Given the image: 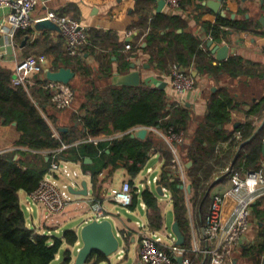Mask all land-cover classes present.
<instances>
[{
	"label": "crops",
	"instance_id": "crops-1",
	"mask_svg": "<svg viewBox=\"0 0 264 264\" xmlns=\"http://www.w3.org/2000/svg\"><path fill=\"white\" fill-rule=\"evenodd\" d=\"M159 1L45 0V2L37 5L32 12L35 23L29 28L30 34L28 36L21 38L19 41L16 38L12 42L3 39L6 46H11V51L8 53L5 45L0 46L1 53L3 51L5 53L0 55V67L14 72L18 61L27 55H32L29 54L33 50L32 43L38 41L41 42V45L45 44L49 48H54L55 54H41V56L45 57L46 61L45 63H41L31 74L29 83L24 86L25 89L27 87H34L38 80L47 81L45 79V71L56 70L54 69V64L57 60H59L58 68H72L71 66H66L62 59H57V53L61 54L62 57L70 59V56L68 57L66 54L65 38L59 31L54 29L37 30L35 29V25L37 22L46 20L45 17L48 12L77 20L88 28V42L84 46L83 57L80 59L82 66L88 70V73H75L74 78L70 81V85L76 93L72 108L59 110L51 102H45V107L42 110L45 111V118L53 131V135L59 138V132H65L71 126H74L73 114L79 117L84 114V109L82 108V104L85 101L84 94L92 85L98 87H106L108 85L120 86L114 85L117 76L128 74L134 70L139 71L140 84L144 83L147 86L157 87V84L164 83L162 89L165 91L168 102L175 107L187 110L189 119L186 130H182L186 138L184 144L178 147V154L186 170L188 178L186 185H190V177L188 175L190 167H187V164L191 161L184 158L183 148L189 144V137L193 135L201 119L207 114L208 101L219 90L226 91L236 102V106L229 111V121L224 126L225 131L232 133L233 137L238 139L240 137L238 128L246 124V122H251L256 134L263 127L259 129L264 119V109L261 111L262 117L250 114L249 112L255 104H259V108L264 106V101H261L264 98V0H210L221 2L218 13L212 12L207 7L208 0H182L180 6L176 9H170L166 4L161 9H158ZM227 1L236 4V12H230L227 9ZM8 13V8H0V22L5 20ZM204 14H212L214 20L219 16L232 22H237V26H225L221 24L219 26V34L213 38L207 30V26L213 22L202 21L201 19ZM162 15L166 18L161 20L160 17ZM168 18H172V21L165 20ZM159 19L161 20L158 22V26L160 27L158 29L159 38L156 41L160 43L158 58L167 60L164 70L154 67L149 62V50L146 49L151 22L154 20L158 21ZM189 37L199 42V46L193 53L190 52V42L187 41ZM29 39H31L30 44H28ZM24 40L25 42L22 44ZM209 41H212L214 45H208ZM126 44L131 45L130 50L125 49ZM181 56H184L186 59L190 58L188 66H184L181 63H173L170 60L173 57ZM233 57L237 58L236 64L225 67L224 64ZM102 66L107 70L106 72H109V76H102L100 71ZM173 67L183 68L194 79L195 84L192 91L178 95L172 89L170 85V72ZM61 128L65 129V131H60ZM142 128H146L148 133L144 139L139 140H145L148 137H153L156 140L148 154L149 157L146 163L140 167L137 174L131 175L123 167L114 169L112 165H109L96 180H93L90 173L83 172L80 162H71L69 168L76 173V177L69 179L60 176L58 177V183L67 184L68 188L71 187L74 190H81L82 183L85 182L88 191L87 195L81 196L70 193L74 202L68 205L60 214L48 219L44 217L43 208L37 206L39 211L38 221H34L33 217H30V222H26L28 226H31L32 230L42 235L61 237L67 230L75 233L77 237L75 244L67 245L63 243L51 264H62L63 254L66 250L70 251L69 264H74L77 250L81 247L80 230L85 224L95 219L109 220L120 242L117 252L99 264H142L139 258V248L143 234H159L162 237L163 244L170 245L171 240L169 237H174L171 226L176 222L173 200L171 192L168 190L169 196L167 197L170 200L172 213L171 219H169V228L167 224L168 216L166 215L167 204L164 202L166 196H163L162 192V188L168 189V187L158 184L164 168L162 152L164 150L170 152V150L159 136L149 129L150 127H137L130 130L129 133L131 135ZM153 128L159 130L157 127ZM124 134L122 132H112L98 136H104L102 137L103 139L107 138L106 140L102 139L101 142H110L115 139H121ZM20 135L15 126L12 124L4 125L0 120V147H4L0 151L14 150L16 143L20 139ZM98 136L79 138L73 141L70 147L78 146L80 144L78 142L87 137ZM250 138L245 140L237 149L233 150L235 158L233 157L231 161L234 162L236 160V156L242 146L246 145ZM217 146V149L224 151L228 149L227 142ZM170 154L172 155L171 152ZM131 163L129 161V165ZM228 166L238 172L245 170L233 168L230 166V162L222 167H218L212 177L211 187L206 194L207 198L203 205L204 208L202 207L204 211H207L214 195H223L230 188L231 183L227 178L223 177V171ZM169 167L172 175H174L175 167L172 165V162ZM117 175L121 177L118 187L109 188ZM131 181V188L135 189L137 193L148 189L156 195L162 218L160 230H153L149 226L151 211L142 201L134 209L121 206L119 207L123 209V212L120 211L122 209H116L118 205L112 200L111 191L120 188L123 183ZM71 183L73 184L70 186ZM157 186L161 187V194H158L156 191ZM226 186L228 187L224 190ZM215 187H218V191L212 193ZM222 188L223 191H221ZM181 189L184 193L187 209L186 230L190 244L185 256L192 261V264H210V257L205 252L208 249V245L203 240L201 230L204 219L203 214L205 213H201L199 209L194 211L192 189L188 193L182 184ZM21 195L28 197V194L20 191L18 193L19 200H21ZM93 202H98L101 206L103 210L102 219L98 218L92 209ZM257 204L259 205L257 206ZM231 208V202L226 200L222 207L223 222L229 220ZM69 221L71 224L70 229L61 232L62 225L69 223ZM262 242H264V196L260 197L252 206L248 234L245 235L241 245L234 250L232 264H252L250 257L245 255L244 249L253 248ZM260 258V263L264 264V251ZM88 264L95 263L94 261H90Z\"/></svg>",
	"mask_w": 264,
	"mask_h": 264
},
{
	"label": "trees",
	"instance_id": "trees-1",
	"mask_svg": "<svg viewBox=\"0 0 264 264\" xmlns=\"http://www.w3.org/2000/svg\"><path fill=\"white\" fill-rule=\"evenodd\" d=\"M160 18L162 20L166 17L162 15ZM161 20L151 22L146 49L149 50V62L154 67L164 70L167 60L158 58L160 43L156 41L159 38L158 22ZM165 20L172 21V18ZM221 24L237 26V22L217 16L215 22L207 26L211 37L214 38L219 34ZM28 34L30 29L17 31L14 39L17 38L19 41ZM187 41L190 42V52L193 53L199 46V42L191 37ZM32 46L38 55L55 54L54 48H49L45 44L41 45V42L35 41ZM56 55L57 59H62L66 66H71L76 74L88 73L80 59L72 57L69 59L62 57L59 53ZM170 60L173 63L188 66L190 58L181 56ZM58 62L59 60L54 64L56 70L59 69ZM236 62L237 58L233 57L224 66L229 67ZM100 69L103 77L109 76V72H106L103 66ZM12 76L13 71L0 67V120L4 125L15 123V129L21 134L14 150L0 153V264H51L61 245L63 243L74 245L77 237L70 230L65 231L61 237H56L42 235L29 228L18 196L20 191L29 195L37 188L53 161L50 151L60 150L62 144L69 145L85 136L122 132L125 134L121 139L100 142L97 145L88 142L80 143L78 146L61 150L59 157L70 162H80L83 172L90 173L93 180H96L109 165H112L114 169L123 167L128 173L135 175L146 163L156 139L153 137L145 140L131 138L130 130L141 126L157 127L161 131H166L168 128L186 130L189 116L186 109L170 104L165 91L156 86H147L144 83L136 87L92 85L84 94L85 101L82 104L84 114L80 117L73 114L74 126L65 132H59V138H56L45 118V111L42 110L46 101L51 102L50 95L42 87L47 81L38 80L34 87L25 89L22 86H13ZM261 101H264V98ZM258 105H253L249 113L262 117L261 111L264 106L259 108ZM235 106L234 98L226 91L219 90L208 101L207 114L201 119L193 135L189 137V144L183 148L184 158L192 162L188 175L194 211L199 209L201 213L206 212L203 205L212 184V177L218 167L230 162V166L237 170H257L264 161L261 151L264 145V125L246 145L242 146L236 160L231 161L234 157L233 150L250 138L255 130L250 121L238 128L240 132L238 139L224 130V126L229 121V111ZM226 142L227 150L217 149V145ZM162 154L164 168L158 184L166 185L171 192L175 220L185 240L182 247L187 249L190 244L186 230L187 209L184 193L178 179L172 182L168 180L172 175L169 167L172 155L168 150H164ZM87 158L91 160L90 164L85 162ZM129 161L132 162L131 165ZM131 184L132 181L129 182L130 187ZM131 191L133 200L129 207L134 209L142 201L151 211L149 226L153 230H160L162 218L156 195L148 189L140 193L132 188ZM263 251L264 242L253 248L244 249L245 255L250 257L252 264H261L260 257ZM106 259L107 257L102 253L94 252L89 262L94 261L95 264H99ZM69 263L70 251L66 250L62 264Z\"/></svg>",
	"mask_w": 264,
	"mask_h": 264
},
{
	"label": "built area",
	"instance_id": "built-area-1",
	"mask_svg": "<svg viewBox=\"0 0 264 264\" xmlns=\"http://www.w3.org/2000/svg\"><path fill=\"white\" fill-rule=\"evenodd\" d=\"M181 1L164 0L170 9L178 8ZM42 2L45 0H0V8L9 9L5 20L0 22V36L4 40L12 42L17 31H25L31 28L35 23L32 12ZM226 7L230 12L237 11L236 4L230 1L226 2ZM45 19L53 23L65 38L66 54L72 58L82 59L84 46L88 42V28L77 20L53 12H48ZM201 20L210 23L215 22L212 14H204ZM125 49L130 50L131 45L126 44ZM2 53L0 51V55ZM45 61V57L41 55H27L18 61L13 72L12 85L26 86L31 74ZM194 84V79L183 68L173 67L171 69L170 85L178 95L192 91ZM42 87L48 92L51 103L57 109L66 110L73 104L75 90L69 84L47 81ZM149 129L159 136L173 155L171 162L175 167V174L170 176L169 180L172 182L178 179L185 189L188 178L184 164L178 154V147L185 142V133L173 128H168L166 131H160L153 127ZM102 137L104 136L87 137L78 144L88 142L97 145L102 141ZM68 147L70 144H62L60 150L50 151L53 158L51 166L37 188L28 195L32 203L43 208L44 217L47 219L60 214L74 202L67 184L58 183L60 176L69 179L76 177V173L69 168L71 162L59 157L61 150ZM223 174L231 186L223 195L216 194L212 197L204 214L201 228L203 240L208 245L205 252L210 257V264H232L233 252L241 245L246 232L249 230L252 206L260 197L264 196V162L257 170L243 172L235 171L228 166ZM162 192L163 196H169L167 188H162ZM111 195L112 200L118 206L129 207L132 204V191L128 182L123 183L118 189H113ZM226 200L231 202L232 208L229 220L223 222L222 207ZM29 209L31 208L29 207ZM92 209L98 218H103V210L98 202H93ZM169 238L171 242L167 246L163 244L159 234H143L139 248L140 262L142 264H192V261L185 256L187 249L177 246L173 236Z\"/></svg>",
	"mask_w": 264,
	"mask_h": 264
},
{
	"label": "water",
	"instance_id": "water-1",
	"mask_svg": "<svg viewBox=\"0 0 264 264\" xmlns=\"http://www.w3.org/2000/svg\"><path fill=\"white\" fill-rule=\"evenodd\" d=\"M164 0H160L158 3V9H161L164 6ZM221 6V2H214L208 0L207 7L212 12L218 13V10ZM35 29H54L58 30L57 27L48 20L37 22L35 25ZM25 40L22 44H24ZM208 45H214L212 41L208 42ZM0 46H4V40L0 36ZM8 53L11 51V46H5ZM133 67V66H132ZM75 72L70 67H61L57 70H46L45 71V79L50 82H59L63 84H69L70 81L74 78ZM114 85L120 86H132L136 87L140 85V73L139 71H132L128 74L117 76L114 82ZM164 83L157 84V87L163 88ZM15 126V123H12ZM264 125V119L259 127V129ZM258 129V130H259ZM60 131H65V129L61 128ZM148 131L146 128L139 129L130 135L131 138L144 139L147 135ZM256 133L248 140L250 141ZM262 155L264 157V145L262 146ZM86 163H90L89 159L85 160ZM191 166V162H188L187 167ZM187 192L190 193L191 187L190 185L186 186ZM68 190L72 194L86 196L87 185L85 182L82 183L81 190H74L69 187ZM156 191L158 194H161V187L157 186ZM172 234L175 237L176 245L182 246L184 244V236L182 235L179 225L177 222H174L171 226ZM80 239H81V247L77 250V254L74 260V264H88L91 256L94 252H100L106 257H110L119 249V239L114 233L112 229V224L107 219L102 220H92L89 223L85 224L80 230Z\"/></svg>",
	"mask_w": 264,
	"mask_h": 264
},
{
	"label": "rangeland",
	"instance_id": "rangeland-1",
	"mask_svg": "<svg viewBox=\"0 0 264 264\" xmlns=\"http://www.w3.org/2000/svg\"><path fill=\"white\" fill-rule=\"evenodd\" d=\"M29 54H32V55H37L33 50L32 51H30V53ZM75 95H76V93H75ZM75 98H76V96H75ZM74 102H75V99H74ZM74 102H73V104H74ZM73 104L71 105V107L70 108H72V106H73ZM70 108H68V109H70ZM4 147H0V150L1 149H3ZM2 152H5V150L4 151H0V153H2ZM120 180H121V177L119 176V175H117L116 176V178H115V180H114V182L110 185V187L109 188H116V187H118V185H119V183H120ZM227 187L228 186H226L225 188H224V190H226L227 189ZM223 188L221 189V191H223ZM218 191V187H215L214 189H213V191H212V193H216ZM20 201H21V203H20V205H21V209L23 210V212H24V216H25V221L26 222H30V217H33V220L34 221H38V218H39V211H38V207L34 204V203H32V201L29 199V197H27V196H22L21 195V197H20ZM164 202H166V206H167V212H166V215L168 216V222H167V224L169 225L168 227L170 228V220L169 219H171V215H172V213H171V207H170V200L168 199V197L166 196L165 198H164ZM29 207L31 208V209H29ZM116 209H122V208H120L119 206H116ZM32 210V211H31ZM121 212H123V209L122 210H120ZM27 225V224H26ZM28 226V225H27ZM70 226H71V224H70V221H69V223H64L63 225H62V230H61V232H63L64 230H66V229H70ZM29 228L31 227V226H28ZM40 227V226H39ZM249 231V230H248ZM248 231L246 232V234L245 235H247L248 234ZM164 238H165V235H164Z\"/></svg>",
	"mask_w": 264,
	"mask_h": 264
}]
</instances>
